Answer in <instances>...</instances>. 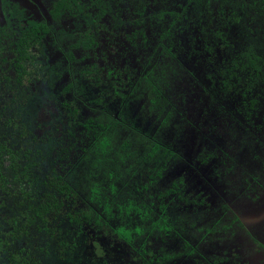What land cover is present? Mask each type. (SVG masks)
<instances>
[{
	"label": "rangeland",
	"instance_id": "374dc122",
	"mask_svg": "<svg viewBox=\"0 0 264 264\" xmlns=\"http://www.w3.org/2000/svg\"><path fill=\"white\" fill-rule=\"evenodd\" d=\"M8 1L2 2L4 11L0 9V24H7L16 33L17 23L28 26L30 22L46 17L53 33L44 37L39 45L31 47L30 58L25 67L27 73L21 74L19 84L14 81V70L7 71L12 82L10 86L2 87V92L7 95L0 107L7 109L2 111L0 123L12 120L24 128L28 137L18 138L17 147L26 146L23 143L25 139L28 141L27 148L40 147L38 153L42 162L33 170V180L29 186L34 187V195L39 201L44 199V194L48 191H56V182L48 185L52 175H66L69 171L74 173L70 177L71 185L79 191L73 189L68 196L54 192L55 201L61 206L44 215L43 219L34 218L35 226L28 228V234L21 242L26 251L24 253H28L34 260L32 262L126 264L130 261L131 264H142L134 253H129L124 242L121 247L118 240L113 241L115 237L110 235V231L104 233L92 218L86 219L83 215L86 208L82 199V191L85 189L83 172L87 162L84 160L85 154H79L80 148L85 147V143H89L94 137V131H86L83 123L104 111L119 121L114 132L116 137L112 154L125 139L131 141L132 148L136 147L140 153L145 152L148 142L152 141L177 153L178 161L176 159L173 163H167L166 171L158 184L151 186L155 187L151 191L157 192L158 189L167 187L176 176L183 175L186 182L183 191L187 197L201 192L207 197L209 208L218 204L217 215L221 211L220 203H224L231 214L234 213L238 218L240 226L233 227L235 233L227 239L219 235L215 240H205L194 229L188 230L193 233L187 238L195 248L193 253L184 254L182 244L170 233L167 234L168 237L162 233L159 237H148L152 251L167 248L176 253L182 250L183 256L168 264H209L213 259L219 260L220 264H264V91H259L261 105L258 109L253 111L248 107L256 124L254 128H250L243 117L237 114L234 117L238 118V125L234 128L228 126V121L221 119L217 109L223 106V111L231 114L227 110L239 104L240 98L235 96L226 103L219 97L218 87L215 88L212 84V78L223 60L235 55L238 50H234L232 46L223 47L220 42L212 46V51L202 50V35L196 12L188 7L182 11L184 14L180 15L179 23L170 29L169 37L160 42L165 48H171L178 64L177 73L170 79L168 88L170 101L176 106V110L170 127L160 128L159 119L156 120L154 115H149L145 110L141 83L138 80L150 69L147 58L152 56L154 59L158 38L165 26V23H157L151 16L152 13L160 9L180 11L185 7L184 0H103V4H98L108 8V14L91 26V29L96 30L98 45L89 54L96 53L97 63L104 76L110 74L107 76L109 83L104 81L105 89L110 95L104 97L101 105L93 102L98 97L97 91L82 81V52L71 48L77 28H88L85 18L67 14L57 21L50 20L48 10L51 0ZM220 1L223 0H218L217 3L215 0L214 5L217 6ZM13 2L23 11L18 19L7 16ZM247 2L251 3V0ZM241 3V0L230 3L232 9L242 15V19L229 30L230 36L239 41L237 44L249 43L261 52L264 50V1L260 3L261 8L256 10H253L255 7L244 8ZM138 6L145 9L142 17L134 16ZM115 18H119L121 23L114 24ZM8 42L5 36H0L1 44ZM68 53L76 58V63L70 64ZM9 57L12 55L8 54ZM48 70L51 77L45 80ZM56 74H61V77L57 78ZM69 76L78 84L77 91L75 89L73 93H64L63 88L68 84ZM112 81H116V84ZM132 82L134 83L130 88L129 83ZM113 86H116L115 95L111 94ZM213 96L215 104L212 103ZM173 124L176 125L175 129L171 128ZM223 125H227V128ZM139 138L144 140L139 141ZM73 144L75 148L68 151ZM204 149L216 151V165L212 160L206 164L198 162L199 154ZM212 165L221 174H213ZM151 166L157 169L162 164L152 159L148 167ZM146 169L137 170V177H134L140 186L136 183L133 185L132 179H129L132 187L117 184L123 197L127 196L129 188L133 191L137 188L141 190L136 192L137 196L147 195L148 192L141 188L147 180ZM15 202H19L16 197ZM183 203L173 197V204H170L168 214L176 228L188 229L190 221L207 217L202 212H187L186 208L177 212L179 207H183ZM29 205H33V198L26 200L23 205L19 204L18 209L14 201L9 200L6 210L11 215H20L24 225L28 222L27 218L33 217L32 208H27ZM51 235L64 242L63 252L56 254L53 247L55 240ZM16 249L10 243L6 254L15 253ZM110 249L113 253L109 252Z\"/></svg>",
	"mask_w": 264,
	"mask_h": 264
},
{
	"label": "trees",
	"instance_id": "16d2710c",
	"mask_svg": "<svg viewBox=\"0 0 264 264\" xmlns=\"http://www.w3.org/2000/svg\"><path fill=\"white\" fill-rule=\"evenodd\" d=\"M233 1L223 0L215 6V0H184L183 6L185 7H182L180 11L160 9L152 13L151 16L156 19L157 23H165V26L158 38L153 54L154 59L152 56L147 58L150 69L145 72L138 82L141 83L145 110L149 115H154L156 120L159 119L160 128L170 127L171 119L176 110V106L170 101L168 88L169 82L176 75L178 68V64L174 60L175 54L172 53L171 48H165L160 42L169 37L170 29L179 23L180 15L184 14L181 12L186 10L187 7L193 8L196 12L202 35L200 45L202 50L212 51V46L216 45L217 42H220L219 44L223 47L232 46L234 50H238L235 55L223 60L222 65L212 78V84L215 88L218 87V95L220 98L222 97L221 99L224 102L227 103L235 96H239L240 101L239 104L233 106L232 103H229L233 109H228L227 112L231 114L223 111V106H219L217 109L218 114H221V119L228 121L230 127L235 128L238 125V118L234 117V114L243 117L250 128H254L256 125L248 107L250 110L255 111L261 105L259 91H264V50L260 52L249 43L239 45L237 44L238 40L230 36L229 30L231 27L242 19V15L232 9L230 3H233ZM217 2L218 0H216ZM241 2L240 5L244 8L255 7L253 10L261 8V2L256 0H251V3H248L247 0H241ZM98 4H103V0H87V2L86 0H51L48 16L52 21H57L67 14L75 18H85V24L88 25V28L82 29V26L77 28L76 38L71 44V48L82 52L80 57V61L84 66L81 70L82 81L88 84L91 89L97 91L98 97L93 102L101 105L104 97L110 95V92L105 89L104 83V81L109 83L107 79L110 74L107 73L104 76L97 63L96 53L89 54L98 45L95 37L96 30L91 29V26L99 23L108 14V8L100 7ZM136 9L134 16L142 17L145 9L142 6H138ZM2 10L4 11V8ZM84 10L87 12H84ZM22 12V9L14 3L9 14L11 17L18 19ZM115 20L114 24L121 23L119 18H115ZM17 25L16 33L10 30L7 24L0 25V36H5L9 41L7 44L0 43V103L7 95L2 92V87L10 86L12 82V79L7 75V71L14 70L16 76L14 81L19 84L21 74L27 73L25 67L30 58L29 50L31 47L39 45L44 37L53 33L46 17L41 18L40 21L30 22L28 26L18 23ZM262 29L264 31V26ZM247 31L249 30L247 29ZM8 54L12 57L8 58ZM67 57L70 64L76 63V58L71 53H68ZM50 71L53 72L54 70L50 69ZM50 71H47L45 80L51 77ZM56 75L57 78L61 77V74ZM71 76H69L68 84L63 88L64 93L70 91L73 93L78 87ZM134 82L129 83L131 84L130 88ZM113 84H116V81ZM115 88L116 86H113V89L111 88V94L113 95L117 92ZM214 102L216 100L213 96L212 103ZM6 109L0 107V118L2 111ZM118 124L119 121L115 117L104 113V111L94 119H89L83 123L86 131H94L93 139L89 143H85V147L80 148L81 152L79 154L81 156L85 154L84 160L87 162L86 169L83 172L85 174L83 185L85 189L82 191V199L86 203L83 215L86 219L92 218L104 233L110 231V235L115 237L113 241L118 240L121 247H123L122 242H124L129 253H134L142 264H168L182 257V250L184 254L193 253L195 248L191 241L189 242L187 239L193 233L188 232V230L194 229L205 240H215L219 235L225 236L224 238L227 239L234 235L233 227L240 226L234 213L231 214L230 209L224 203H220L221 211L217 215L218 204L209 208V201L201 192L187 197L183 191V187L186 185L183 175L176 176L167 187H163L161 190L158 189L157 192L151 191L152 188H155L151 186L158 184V180L162 178L167 163H173L176 159L178 161V155L172 148V150H169L159 142L152 141V143L148 142V149L140 153L136 147L132 148L131 141L125 139L119 144L117 151L112 154L113 141L116 137L114 132ZM223 126L227 128V125ZM171 128L175 129L176 125L173 124ZM26 134L24 128L12 120L0 123V264H39V261L32 262L34 260L31 259L30 255L24 253L26 251L21 243L22 239L28 234V228L35 226L34 218L43 219L44 215L55 211L61 206L59 202L56 203L54 192L57 191L68 196L73 189L76 190L72 187L70 181V177L74 173L69 171L66 175H52L53 178L48 181V185L50 186V184L56 182L54 185L56 191H48L44 194V199L39 201L34 195V187L29 186H31L33 180V170L42 162V157L38 153L40 147L38 146V149H34V147L27 148V139L23 141L26 145L24 147L19 148L16 144L18 138L28 137V134ZM141 139L144 140L143 138L138 140L141 141ZM206 146L209 147V144ZM74 148L73 144L69 146L68 151ZM217 158L218 155L215 150L207 151L204 149V152L199 154L198 162L206 164L209 160H212L216 165ZM152 159L161 162L162 166L157 169L152 166L149 168V161ZM144 168H147L148 174L146 175L147 180L141 188L148 192L147 195L145 197L137 196L136 192L139 193L141 190L137 188L133 191L132 188H129L127 196L123 197L117 184L119 186L123 185V187H132V182H134L133 185L138 184L140 186L134 177H137V170L140 171ZM211 168L213 169L211 170L212 173L216 176L221 174L217 167L212 165ZM129 179H132L131 183H129ZM15 197L20 205L33 198V205L27 207L32 208L33 217L27 218L28 222L24 225H22L23 221L20 215H11L6 210L9 200H13L18 209L19 204L15 202ZM173 197L184 202L183 207H179L177 212H181L183 208H186L187 212L190 211L195 214L202 212L207 217L190 221L188 229L176 228L175 223L170 220L168 214L170 204H173ZM161 233L166 237H168V233L172 234L174 239L182 244V250L176 253L169 249L168 251L167 248L152 251L149 238L159 237ZM54 237L55 235H51V238L55 240L53 247L56 254H59L58 252H63L62 243L64 242L58 241L57 237ZM10 243L15 245L18 250L16 249L15 253L10 252L7 255L6 248L9 247ZM165 244L168 246V243ZM44 250L46 254H49L47 249ZM109 252L113 253L111 249ZM208 263L220 264V261L213 259ZM126 264L131 263L129 261Z\"/></svg>",
	"mask_w": 264,
	"mask_h": 264
},
{
	"label": "flooded vegetation",
	"instance_id": "af4514ba",
	"mask_svg": "<svg viewBox=\"0 0 264 264\" xmlns=\"http://www.w3.org/2000/svg\"><path fill=\"white\" fill-rule=\"evenodd\" d=\"M4 0H0V9L2 8L1 6H2V2H3ZM5 1H7V2H9L8 0H5ZM14 4V2L12 3V5ZM12 7V6H11ZM3 9V8H2ZM1 9V10H2ZM3 11V10H2ZM7 16H10V14H9V12H7ZM1 26H3V25H5L4 23H2V24H0ZM260 246H263V245H261V244H259Z\"/></svg>",
	"mask_w": 264,
	"mask_h": 264
}]
</instances>
